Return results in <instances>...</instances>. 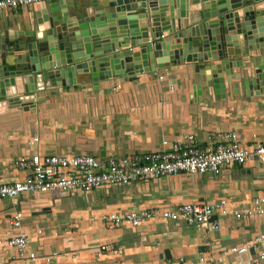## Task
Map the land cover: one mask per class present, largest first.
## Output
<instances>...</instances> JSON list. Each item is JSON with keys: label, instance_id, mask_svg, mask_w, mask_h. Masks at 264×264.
<instances>
[{"label": "crops", "instance_id": "0c3cea01", "mask_svg": "<svg viewBox=\"0 0 264 264\" xmlns=\"http://www.w3.org/2000/svg\"><path fill=\"white\" fill-rule=\"evenodd\" d=\"M57 1L2 10L0 22L9 16L18 22L14 27L26 29L36 13ZM187 8L188 22L200 16L201 4L190 1ZM210 64L217 62H167L129 79L95 81L81 73L77 83L51 84L36 91L35 98L22 96L20 105H1L0 183L25 178L28 171L15 162L37 152L108 158L158 150L164 140L181 139L184 133L210 145V136L221 130L238 131L246 147L264 142V90L246 94L241 84L236 90L226 84L225 94L218 93L209 80ZM257 196L264 197V159L226 166L220 174H171L87 192H31L22 194L18 204L0 199V264H44L45 256H52V264H248L247 255L224 251L254 244L258 237L261 244H255L251 255L264 247V213L233 215L234 208H252ZM220 199L227 200L229 212L216 211L217 230L158 218L114 227L103 218L111 212ZM17 210L23 213L21 228L29 239L23 251L8 243L18 232L10 223ZM105 244L111 249L102 250ZM33 252L37 258H31Z\"/></svg>", "mask_w": 264, "mask_h": 264}, {"label": "water", "instance_id": "95a60500", "mask_svg": "<svg viewBox=\"0 0 264 264\" xmlns=\"http://www.w3.org/2000/svg\"><path fill=\"white\" fill-rule=\"evenodd\" d=\"M190 1L201 4L192 22ZM2 19L0 106L20 105L51 84L77 83V74L129 79L177 61L217 62L209 80L218 93L226 84H241L246 94L264 90V0H58L26 29Z\"/></svg>", "mask_w": 264, "mask_h": 264}, {"label": "built area", "instance_id": "2783aa9c", "mask_svg": "<svg viewBox=\"0 0 264 264\" xmlns=\"http://www.w3.org/2000/svg\"><path fill=\"white\" fill-rule=\"evenodd\" d=\"M52 0H0V11L18 9L32 3L49 2ZM164 79L163 75L159 76ZM240 134L236 130H221L210 136V145H200L194 133H184L181 139L164 140V147L144 153L97 157L90 154L20 156L16 165L28 171L23 179L0 183V199H11L13 204L19 203L22 194L31 192L60 191H91L102 186L128 184L134 181H148L165 175L179 173H213L220 174L224 167L244 165L251 160L264 159V142L254 146L241 144ZM226 199L214 202H186L173 208L151 207L143 210H129L122 213L111 212L103 216L110 226L119 227L123 224L140 225L153 219L180 221L197 228L208 227L217 230L220 227L213 217L216 211L223 214L229 212ZM252 208H234L233 215L242 217L254 212L264 213V197L257 196L252 201ZM23 213L20 210L10 217V223L18 229L16 235L9 238V245L23 251L29 243L25 231L22 230ZM258 237L254 244L234 245L226 252H234L248 259V264H264V247L251 251L255 244H261ZM118 247L117 251H121ZM102 250L111 249L108 244ZM115 249V248H114ZM37 258L36 253L30 254ZM44 264H52V256L43 257ZM205 258H202L204 260ZM182 260V259H181ZM250 260V261H249ZM240 261L238 264H243Z\"/></svg>", "mask_w": 264, "mask_h": 264}]
</instances>
